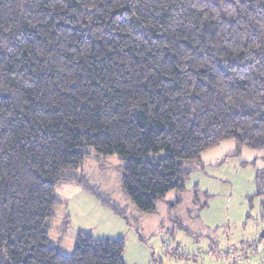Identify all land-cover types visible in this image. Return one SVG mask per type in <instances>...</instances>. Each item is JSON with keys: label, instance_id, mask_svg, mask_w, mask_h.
<instances>
[{"label": "trees", "instance_id": "obj_1", "mask_svg": "<svg viewBox=\"0 0 264 264\" xmlns=\"http://www.w3.org/2000/svg\"><path fill=\"white\" fill-rule=\"evenodd\" d=\"M227 140L264 157V0H0V264H124L121 239L48 244L59 183L122 216L86 149L154 213Z\"/></svg>", "mask_w": 264, "mask_h": 264}, {"label": "rangeland", "instance_id": "obj_2", "mask_svg": "<svg viewBox=\"0 0 264 264\" xmlns=\"http://www.w3.org/2000/svg\"><path fill=\"white\" fill-rule=\"evenodd\" d=\"M85 152L90 155L80 166L82 178L122 214L112 215L109 222L96 227L93 237L109 234L121 239L124 264H224L227 251L242 246L257 249L241 256L237 264H264V173L257 177L264 169V159L256 151L235 152L221 167H209L205 172L191 167L185 191L170 192L156 203L154 213L140 212L124 193L123 163L116 155L101 156L91 149ZM55 188L60 204L54 209V218L46 221L51 227L48 244L70 256L75 246L72 227L86 226L91 232L96 222H87L94 215L103 218L96 210L103 205L74 182H62ZM66 213L71 217L70 227L68 218H62ZM64 227V236L54 234L56 228ZM226 261L230 263L229 258Z\"/></svg>", "mask_w": 264, "mask_h": 264}, {"label": "crops", "instance_id": "obj_3", "mask_svg": "<svg viewBox=\"0 0 264 264\" xmlns=\"http://www.w3.org/2000/svg\"><path fill=\"white\" fill-rule=\"evenodd\" d=\"M244 149H246V148H241L240 150L243 151ZM235 150H236V145H235L234 141H232V140L223 141L219 145H217L216 147L203 152L200 155V160H201L200 164L197 165V166H194L192 169H194V170L198 169V170H201V171L205 172V171H207L206 169L209 168V167H215V168L221 167V165L226 161V158L230 157L231 155H233L235 153ZM256 152L258 154L257 155L258 157H261V158L264 159L263 154L261 152H258V151H256ZM259 172H264V169H261ZM67 185L68 184H65V186H67ZM103 207L104 206H102L101 208H97L96 209V210L99 211V213H101L103 215V218H97L96 217V219H95L96 215H94V217L91 220V222L89 220H87V221H89V222H87V224H89V225H90V223L96 222V224L93 226V228H91V232H90V229H88V227H86V226L72 227V232H73V236L72 237H75L78 233H86V234L90 235L91 237H93V233H94L93 230L96 229V227L105 225L107 222H109L113 218L112 215L116 216V214L111 209H109L108 207L105 206V208L110 210V212H109V211H107V209H104ZM78 210H80V209H78ZM73 215L75 217H79L80 218V215L76 216L75 213H73ZM62 218H68V221H69L68 224H69V227H70L71 226V217H70V215H68V216L64 215V217H62ZM47 227H48V230L51 229V227H49V226H47ZM64 231H65V227H64V229L56 228L54 234H56V235L58 234V236L61 237V236H64V233H65ZM48 235L50 237V233L49 232H48ZM56 235H55V237H56ZM108 235L105 236V237L102 236V238H95V239H116V238H113V237L108 236ZM61 245H62V242H61ZM70 247H71V245H70ZM54 248H56L58 252L63 253L62 250H60V251L58 250L59 249L58 246L57 247L55 246ZM230 256H231L230 254H227V256L223 257L224 264H231V261H229L230 263H228L226 261L227 258H229V260H230ZM245 264H254V261H249L248 263H245Z\"/></svg>", "mask_w": 264, "mask_h": 264}, {"label": "built area", "instance_id": "obj_4", "mask_svg": "<svg viewBox=\"0 0 264 264\" xmlns=\"http://www.w3.org/2000/svg\"><path fill=\"white\" fill-rule=\"evenodd\" d=\"M256 249H257V246H255V247L248 246L246 248L241 247V249H239V250L236 249L234 252H232V250L229 251V254L231 255V257L233 259L239 260V258H241V256L244 255L245 253L246 254L247 253H249V254L254 253L256 251Z\"/></svg>", "mask_w": 264, "mask_h": 264}, {"label": "water", "instance_id": "obj_5", "mask_svg": "<svg viewBox=\"0 0 264 264\" xmlns=\"http://www.w3.org/2000/svg\"><path fill=\"white\" fill-rule=\"evenodd\" d=\"M261 236H262V237L264 236V231L261 233Z\"/></svg>", "mask_w": 264, "mask_h": 264}]
</instances>
